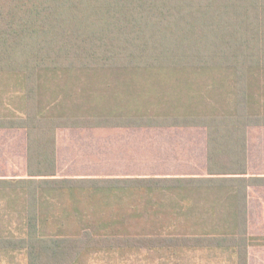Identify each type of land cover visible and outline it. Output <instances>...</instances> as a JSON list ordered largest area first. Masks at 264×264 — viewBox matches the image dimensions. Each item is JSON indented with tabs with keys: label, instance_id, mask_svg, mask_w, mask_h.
Wrapping results in <instances>:
<instances>
[{
	"label": "trees",
	"instance_id": "16d2710c",
	"mask_svg": "<svg viewBox=\"0 0 264 264\" xmlns=\"http://www.w3.org/2000/svg\"><path fill=\"white\" fill-rule=\"evenodd\" d=\"M264 0H0V264H248ZM60 128H198L205 175L64 176Z\"/></svg>",
	"mask_w": 264,
	"mask_h": 264
},
{
	"label": "crops",
	"instance_id": "0c3cea01",
	"mask_svg": "<svg viewBox=\"0 0 264 264\" xmlns=\"http://www.w3.org/2000/svg\"><path fill=\"white\" fill-rule=\"evenodd\" d=\"M75 129L77 133L72 131ZM67 130L79 143L87 142L90 145H87V150L68 149L67 143L62 144L67 137L63 140L56 131L58 174L63 166L76 168L64 176L205 175V133L193 138L191 134L182 135L181 129L174 128ZM25 157V131L0 128V177L22 176ZM71 163L73 165L68 167ZM89 169L92 171L84 172ZM247 171L249 175L264 176V127L247 129ZM248 230L254 236L264 235V187H254L249 191ZM248 264H264V246L248 248Z\"/></svg>",
	"mask_w": 264,
	"mask_h": 264
},
{
	"label": "rangeland",
	"instance_id": "374dc122",
	"mask_svg": "<svg viewBox=\"0 0 264 264\" xmlns=\"http://www.w3.org/2000/svg\"><path fill=\"white\" fill-rule=\"evenodd\" d=\"M104 129H111V128H104ZM72 131H74V133H77V130L76 129L75 130H72ZM78 131H81V130H78ZM173 131H175V130H173ZM180 131H181V134L182 135L188 134V136H189V134H191V136L193 138L204 134V130L203 129H198V128H185V129L182 128ZM57 132L59 133L60 137L63 138V140L66 137L68 138V139L66 138V142H63L62 143V144L67 143L68 149H72V150H75V149L87 150V149H89V147L87 145H90V144L87 143V142H80L79 143L78 141H76L75 140L76 137H72L71 136L72 135L71 134L72 133L71 131L68 132L67 129L60 128V129H57ZM188 136H186V137H188ZM77 140H83V139H77ZM67 141H69V142H67ZM85 146H87V147H85ZM73 163H75V162H73ZM73 163H71L68 167H71L73 165ZM90 164H91V162H90ZM75 170H76V168H66L64 166L59 168L60 175H64V174H67V173H71V172H73ZM91 171H92V169H89V170H85L84 172H91Z\"/></svg>",
	"mask_w": 264,
	"mask_h": 264
}]
</instances>
